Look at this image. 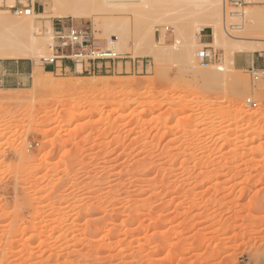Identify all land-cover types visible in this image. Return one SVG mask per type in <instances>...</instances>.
Returning <instances> with one entry per match:
<instances>
[{
  "label": "rangeland",
  "instance_id": "374dc122",
  "mask_svg": "<svg viewBox=\"0 0 264 264\" xmlns=\"http://www.w3.org/2000/svg\"><path fill=\"white\" fill-rule=\"evenodd\" d=\"M38 1L47 12L34 24L46 45L25 57L33 80L0 87V264H264V69L247 65L255 54L264 61V13L257 29L246 12L243 29L229 27L242 22L233 11H262L264 0H226L230 34L253 33L250 47L232 54L214 42L213 23L184 7L197 43L193 58L180 52L186 59L173 57L179 31L159 18L153 48H136V20L151 10L59 18L53 0ZM15 2L0 0V19L24 17L4 6ZM110 17L130 27L118 44L129 57L115 72L44 71L54 29L72 21L99 38L119 36L105 33ZM162 47L173 55H156ZM204 48L208 63L198 57ZM216 65L227 85L211 79ZM38 72L65 85L41 86Z\"/></svg>",
  "mask_w": 264,
  "mask_h": 264
},
{
  "label": "bare ground",
  "instance_id": "6f19581e",
  "mask_svg": "<svg viewBox=\"0 0 264 264\" xmlns=\"http://www.w3.org/2000/svg\"><path fill=\"white\" fill-rule=\"evenodd\" d=\"M43 1L48 2L49 0H43ZM160 2L162 3L161 6L163 7V9L161 6H158L161 4ZM158 3H160V4H158ZM52 4H53V8H52L53 12L51 15L55 16V17H59V18L90 16V15H92V13L100 12L102 10H107V9L122 10L124 8H127L130 11L134 12L133 13L134 16H136L137 14L140 16L142 13H144V14L148 13V15H150L149 13H151L150 12V10H151L153 12L152 13L153 19L150 20V18H151L150 16H152V15L148 16L149 19L146 17L147 14L145 15V18H147L148 22H150V23L145 22V18H143L144 17L143 14H142V18L144 20L142 18H140L141 16L140 17L138 16L140 19L143 20V23H142V20H138V21L136 20V22H138L137 24H139V21H141L140 24L146 23V24H144V27L142 26L144 29L140 26V24L138 26L140 28H139V30H137V32L135 34L136 40L138 39L137 40L138 44H136L137 45L136 48L139 45L140 46L143 45V42H144V44H147L146 42H149V45L153 48L154 36H155L156 30L161 31L160 28L155 29V27H154L155 24L153 25V23H155V21L157 22V20H158L157 18H159L158 23L163 22L164 25L166 23L165 30L169 28L168 24H172L176 27V29L179 31V34H180V38H177L175 47H173V49L177 48V49H174L175 52L178 49H180L181 51L180 50L177 51L178 53L173 52L174 53V55H173V53L171 52V51H173L172 48L166 49V47H162L161 51H158V50L155 51L156 55L161 54L160 52H162V53L170 52V55L172 53L173 57L177 54L182 57V55H181L182 52H185L186 56H187V54L191 55L190 54L191 53L190 48H192V50H193V48L197 44L196 40H195V35H196L195 34V32H196L195 31V24L196 23H193L194 21L191 20V22H192L191 25H190V23L188 24V26L184 24L185 23L184 21L186 20L184 18V13L186 11H184L183 8L184 7L186 8L188 6H191V9L193 11L190 10L189 9L190 7H189V8H187L189 10L186 9L187 11H189L188 12L189 14L186 13L185 15L188 14L190 16V15H192V14H190L191 12L193 14L195 12L196 14L193 15V18L196 19V17H197L198 19L195 21H197L198 23H203V24L213 23L214 29L212 31H214V34H215L214 42L217 44V46H227V45L230 46L231 45L232 48L229 49V50H231V52H230L231 54H232V52H234L233 48H235V50H236V48L238 50L239 49L243 50L245 48H249L250 47L248 45L249 42L253 41V38L251 37L253 33L250 31H248V32H246L240 36L239 35L238 36H232L230 34L228 27H227L228 23H227V12H226L227 11L226 0H53ZM156 6L158 7V9L154 10L156 8ZM153 7H154V9H153ZM259 9H261V8H259ZM242 11H243L242 13L245 14V12H246L248 14L247 17L249 19H248V22H246L248 27L250 26V27L257 29L258 26H260L259 24H261L264 21L263 20L264 18L262 19V13H264V10H262L263 12L261 10L260 11L257 10L261 13V15L257 14L258 12L256 10H254V8L248 9L246 11L244 9ZM41 16H43V12L42 13H38V12L35 13V11H34L31 14H27V15L25 14L24 17H21L22 19L20 18L19 20L15 21V22L9 21V18H5L3 20L0 19V23H3L6 25L5 26L6 31H4L5 33L4 32L0 33V53L2 52L1 54L5 55V56H14V57H29V56L34 57V56H38L39 54L44 53L43 51L45 49L46 39H44L43 37L40 36L42 34L41 29L35 28V24H34L35 19L39 18ZM263 16H264V14H263ZM138 17H135V19L136 18L138 19ZM244 18H245V16L242 15V17H241L242 22L240 21L241 19H238V21L241 22V25L239 26V27H241V29H243V27H244V24H243ZM154 19H157V20L154 21ZM181 20L182 21L184 20V21L182 22ZM261 20H263V21H261ZM151 22H153V23H151ZM189 22H190V19H189ZM103 25L105 27L106 35L107 34L109 35L110 33H113V32H115L119 35V36L116 35L117 41H114L112 44H113V48L115 49V51H120L118 49V44L120 41V48H121V46L125 45V42H126L125 41V31L126 32L129 31L128 30V27H129L128 23H125L124 20L122 21L121 18L110 17V18H107L103 21ZM262 25H264V23H262ZM229 27H230V29H232L231 25ZM260 28L261 27H259V29ZM162 29L164 30V28H162ZM259 29H258V31H259ZM139 31L142 34L139 33ZM137 33H139V35H141V36H139ZM146 33H147L146 39H143L145 37ZM136 35L139 37L137 38ZM119 37L124 38L122 40V42H121ZM101 39H110V36L108 38L102 37ZM201 45H206V44L202 43ZM258 47H263V46L261 45ZM166 50H168V51H166ZM186 52H189V53H186ZM200 52H201V50L198 52V57H199ZM39 56H41V55H39ZM229 56H231V55H229ZM44 58H46V57H44ZM182 58H184V57H182ZM192 58H193V56H192ZM192 58H190L191 61H192ZM230 58H231V60L234 59L233 57H230ZM184 59H186V58H184ZM228 60H230V59H228ZM188 63H189V59H188L187 64ZM233 63H234V61H233ZM230 64H231V62H230ZM190 65L192 67V64H190ZM216 67H217V65H216ZM192 70H193V68H192ZM209 73H210V71H209ZM36 76H37V78H36ZM212 77L215 80H219L221 78V81L220 80L219 81L223 85L224 84L227 85L226 82H230V76L228 75V72H227V69L225 68V66L218 65V67L211 74V79H212ZM35 78L37 79L36 81L41 86H47V87L60 86L61 87V86L65 85L62 83L51 82L49 79L47 80L46 78H43L39 72L37 74H35ZM208 78L210 79L209 75H208ZM219 81H218V83H219ZM103 84H104V82H103ZM226 88H227V86H226Z\"/></svg>",
  "mask_w": 264,
  "mask_h": 264
},
{
  "label": "built area",
  "instance_id": "2783aa9c",
  "mask_svg": "<svg viewBox=\"0 0 264 264\" xmlns=\"http://www.w3.org/2000/svg\"><path fill=\"white\" fill-rule=\"evenodd\" d=\"M13 5H6L17 15L31 14L35 11V5L40 3L38 0H17ZM239 0H237L238 2ZM233 15L242 16V11H233ZM241 23L231 24V28L239 27ZM53 54L43 59L48 65L61 67L60 60L73 62L78 72L89 74L99 72H115L118 63L127 59L129 56L120 51H115L113 42L117 41V36L112 35L110 39H101L95 35L86 25H76L74 22L62 24L54 29ZM212 55V54H211ZM211 55L207 48L201 50L199 57L201 61L208 63Z\"/></svg>",
  "mask_w": 264,
  "mask_h": 264
},
{
  "label": "crops",
  "instance_id": "0c3cea01",
  "mask_svg": "<svg viewBox=\"0 0 264 264\" xmlns=\"http://www.w3.org/2000/svg\"><path fill=\"white\" fill-rule=\"evenodd\" d=\"M18 1L16 0V3ZM41 2V1H40ZM41 5L40 3H37L35 5V12L36 11H42L43 13H46V8L39 9L38 6ZM6 6V4L4 5ZM46 6V5H45ZM203 30L200 32V36H204V44H207L209 40L208 35L202 34ZM206 42V43H205ZM262 54L259 55H253L252 59L250 60L248 66L257 67L258 69H264V61L259 62V58ZM62 62L61 67H56L53 65H48L44 62H42V66L44 71L49 72H57L59 69L62 72L65 73H77L78 72V66L75 68L73 62L69 60H60ZM244 60H241L238 56H235V64L240 66L244 65ZM35 72V64L32 60H29L28 58H4L0 57V87L5 89H14L19 87H24L29 85L34 77Z\"/></svg>",
  "mask_w": 264,
  "mask_h": 264
}]
</instances>
